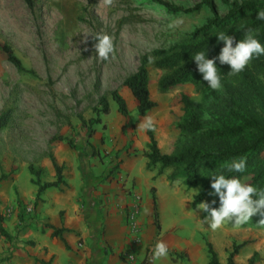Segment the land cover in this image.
<instances>
[{
	"label": "rangeland",
	"instance_id": "374dc122",
	"mask_svg": "<svg viewBox=\"0 0 264 264\" xmlns=\"http://www.w3.org/2000/svg\"><path fill=\"white\" fill-rule=\"evenodd\" d=\"M163 1L186 9L200 0ZM210 1L222 17L226 8L221 0ZM251 1L264 3V0ZM209 17L205 7L186 15L171 14L144 0H113L111 6H105L102 0H33L32 11L20 0H0V42L7 44L22 66L35 75H19L0 54V110H12L9 128L0 132V175L7 177L6 182L0 183V214L10 212L18 227L36 224L32 203H16L20 195L15 186L24 200L34 195L35 188L28 182V163L41 169L40 182L53 180V170L45 156L50 153L57 164L63 165L62 175L67 182L72 181L67 174L76 169L88 190L94 188L96 181L102 184L115 181L121 186L127 182L125 195L136 197V190L150 199L149 189L153 187L161 205L159 241L173 250L185 249L189 264H206L204 241L211 244L219 264H225L233 244L243 242L245 245L233 257V263L247 264L256 253L252 264H264V226L258 224L262 217L253 216L246 227L226 224L219 230H211L203 212L189 207L199 189H186L180 182L168 184L164 175L155 176L156 169L145 171L141 153L147 139L145 131L139 128L146 117H152L155 130L151 132L156 146L160 153L168 154L184 142L175 127L183 117L175 100L178 94L184 93L200 104L199 119L205 129L241 124L233 115L241 113L231 101L264 124L260 102L239 81H234L233 86L222 84L221 91L207 87L196 93L192 86L180 85L158 94L155 83L161 72L148 67L149 98L155 107L138 118L136 103L122 86L123 79L136 70L140 56L179 42ZM123 19L126 21L121 23ZM247 20L248 16L242 19ZM174 22L175 26L169 27ZM98 34L111 38L114 51L108 60H100L95 52L94 37ZM256 85L264 99V76L257 77ZM112 91L124 100L126 117L116 112L109 97ZM102 96L106 97L108 113L100 115L99 123L93 124L92 109L97 108ZM53 136L64 141L48 143ZM255 137L251 130L244 134L248 141ZM260 148L258 159L262 160L264 143ZM247 180L241 179L244 183ZM137 205L138 218L141 207L140 203ZM11 239L0 235V264H4L10 250L20 248L14 246L16 242L10 245ZM143 251L147 255L153 249L147 244Z\"/></svg>",
	"mask_w": 264,
	"mask_h": 264
},
{
	"label": "trees",
	"instance_id": "16d2710c",
	"mask_svg": "<svg viewBox=\"0 0 264 264\" xmlns=\"http://www.w3.org/2000/svg\"><path fill=\"white\" fill-rule=\"evenodd\" d=\"M23 5L32 11L33 0H20ZM151 4L163 7L171 14L186 15L197 11L200 7L208 9L210 17L198 28L186 34L179 42L168 46L150 51L148 54L139 57L136 70L127 75L122 86L128 90L130 96L135 101L136 115L143 118L155 107V103L150 100L148 92V67L161 72L155 83V90L158 94H165L176 86L190 85L196 93H202L208 87L207 82L203 80L202 74L198 72L197 65L194 62L193 55L197 52H205L206 58L213 59L218 57L221 48L224 46L222 41H218L217 35L224 32L227 35L234 36V45L244 39L245 31L248 28L255 30V38L264 45V21L256 19L258 11L264 10V3H257L251 0H242L240 2L221 0L222 5L226 8V13L220 17L214 10L210 0H200L192 8H180L169 4L163 0H144ZM248 16V20L243 22L242 19ZM126 20H121L124 22ZM97 42V41H96ZM0 54L10 64L19 75H29L34 77V72L26 70L19 59L14 55L11 48L0 42ZM216 67L221 76V83L233 86L234 81H239L252 95L260 102L264 111L263 95L256 85L258 76H264V55L253 57L250 65L239 75L229 76L227 73L231 70L227 64H220L216 60ZM49 81V79H48ZM109 97L115 104L116 112L121 117L127 116V109L122 97L115 91L110 92ZM176 104L181 106L183 117L179 118L175 124L176 129L184 138V142L175 147L170 153L162 154L159 152L151 130L145 131L147 142L141 157L145 160L144 169L147 172L156 169L155 176L164 175L168 184L180 182L186 189H199V192L192 197L190 209H195L200 202L207 201L211 203L216 200L213 207H219L217 196H210V184L213 175H225L226 178H248V184L258 189H264V159L259 160L258 154L260 147L264 143V124L251 117L246 110L231 101L237 110L241 113L233 115L241 121L238 126H220V128H203L199 119L200 104L184 94L176 96ZM97 108L92 109L94 114L93 124L99 123V116L108 113V103L105 96L98 99ZM12 119L11 108L0 110V132L7 130ZM84 124L83 120H80ZM251 130L256 137L252 141L244 139L246 131ZM64 141L59 136H53L48 143ZM69 144L68 141H66ZM46 158L50 162L54 172L52 182H40L39 177L41 169H34L31 163L27 164L26 170L30 176L29 183L36 187L33 207L39 201L42 192L49 188H59L65 186L62 176L63 166L58 165L54 157L47 153ZM246 158V171L239 173L229 171L227 165L233 161ZM252 166L254 168H252ZM153 179V178H151ZM7 177L0 175V183L6 182ZM15 192V191H14ZM152 219L156 233L160 227L158 222L157 203L155 189H149ZM15 194V193H14ZM16 203L19 201L16 200ZM206 213H202L204 217ZM232 227V223H228ZM243 224L239 227H246ZM50 230V237H59L64 232H70L67 229L54 228L51 225H45ZM0 235L7 238V234L0 226ZM29 245H32L29 242ZM245 245V242L233 244L231 250L227 253L225 264H234L232 259L238 251ZM206 252V264H219L216 254L209 242L204 241ZM256 253H253L248 259L247 264H252ZM168 257L172 263L186 261L184 253L168 252ZM40 264H49V262H39ZM143 264V262H142Z\"/></svg>",
	"mask_w": 264,
	"mask_h": 264
},
{
	"label": "crops",
	"instance_id": "0c3cea01",
	"mask_svg": "<svg viewBox=\"0 0 264 264\" xmlns=\"http://www.w3.org/2000/svg\"><path fill=\"white\" fill-rule=\"evenodd\" d=\"M59 147L66 151L64 146ZM71 166L68 165L69 168ZM71 170V174H67V176L72 178V181L67 182L63 178L64 187L44 190L34 207L35 192L33 196L24 200L17 186H15V181L13 182L18 196L20 195L18 201H24L26 204L32 203L37 222L35 225L18 227V222L15 221V217L10 212L0 214L3 220L0 226L4 230L6 229L3 231L7 234V239L12 238L10 245L13 246V243L16 242L14 246L20 247L10 250L4 264H40V261L49 262V264H120V250L126 244L124 218L126 213L137 203H140L141 207V213L137 219L138 223L141 224V240L137 261L138 264H142V262L143 264H153V252L145 255L143 251V247L147 244H150L151 248L154 249L160 239V230L157 234L153 225L151 199L143 198L141 193L135 189L136 197L125 195L124 190L128 187L127 182L121 186L115 181L104 184L96 181L93 184L94 188L88 190L86 182L83 183L79 179L77 170ZM67 173H70V170ZM49 176H51L50 173ZM149 179L151 180L150 177ZM53 180L49 179V181L44 182H52ZM148 182L146 180L147 184ZM34 188L36 191V187ZM155 197L158 222L161 228L159 216L161 205H159V198L156 194ZM45 225L67 229L70 232L63 231L59 237L51 238V231L46 229ZM29 242L32 245H29ZM6 245L8 246V244ZM168 249L169 252L175 253L184 251L182 253L185 254L187 260L172 263L167 256V258L156 260L154 264L190 263L185 249L173 250L169 247Z\"/></svg>",
	"mask_w": 264,
	"mask_h": 264
},
{
	"label": "clouds",
	"instance_id": "9594fccd",
	"mask_svg": "<svg viewBox=\"0 0 264 264\" xmlns=\"http://www.w3.org/2000/svg\"><path fill=\"white\" fill-rule=\"evenodd\" d=\"M105 6H111L113 0H102ZM256 19L264 21V10L258 11ZM175 26V22L169 27ZM87 34L84 40L87 41ZM97 41L94 44L95 52L100 60H108L113 53L114 48L111 38L108 35H97L94 37ZM218 41L223 42V47L218 55L213 59L206 58L205 52H197L193 55L194 62L197 65V70L202 74L203 80L207 82L209 88L214 91L222 90L221 76L216 67V60L220 64L230 66L229 76H236L243 72L251 63L253 57L264 55V45L255 38V30L248 28L245 31L244 39L235 43L234 36L220 32L217 35ZM141 131L155 130V123L152 117H146L139 125ZM229 171L242 173L246 171V158H241L238 161H233L227 165ZM210 184V196H217L219 199V207H213L216 200L211 203L207 201L200 202L197 208L206 213L204 221L208 224L211 230L216 231L221 229L228 223L239 227L248 223L253 216L259 215L262 217L258 224L264 226V189L242 182L239 178H226L225 175H213ZM168 245L163 241H158L153 249L152 261L167 258Z\"/></svg>",
	"mask_w": 264,
	"mask_h": 264
},
{
	"label": "built area",
	"instance_id": "2783aa9c",
	"mask_svg": "<svg viewBox=\"0 0 264 264\" xmlns=\"http://www.w3.org/2000/svg\"><path fill=\"white\" fill-rule=\"evenodd\" d=\"M138 205L126 213L125 227H126V240L124 248L120 250L119 259L120 264H138L137 252L141 240V224L137 221Z\"/></svg>",
	"mask_w": 264,
	"mask_h": 264
}]
</instances>
